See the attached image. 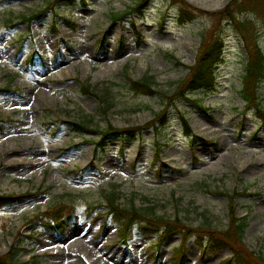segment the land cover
Segmentation results:
<instances>
[{
    "label": "rangeland",
    "instance_id": "rangeland-1",
    "mask_svg": "<svg viewBox=\"0 0 264 264\" xmlns=\"http://www.w3.org/2000/svg\"><path fill=\"white\" fill-rule=\"evenodd\" d=\"M54 1L0 0V195L21 196L0 207V256L11 251L27 264H174L173 251L184 248L180 264H236L227 262L229 248L201 260L197 236L184 246L179 233L158 243L138 222L125 243L106 197L117 195L123 207L153 206L167 219L177 216L179 227L201 231V224L228 225L227 198L211 191L246 189L252 195L237 198L238 214L249 221L246 248L264 257V124L254 110L245 112L239 96L246 48L237 27L223 21L224 60L214 90L188 100L175 90L214 16L183 24L181 5L172 0H148L142 11H129L142 0H87L29 19ZM185 1L211 13L231 0ZM255 10L244 6L239 18L252 21L264 51V10ZM148 75L159 92L133 93L128 79ZM260 94L264 99V81ZM103 99L112 105L107 113ZM165 102L167 124L148 127ZM73 121L89 127L75 130ZM111 124L143 129L96 147V128ZM68 201L78 213L65 231L43 227L42 213ZM74 226L80 231L69 234Z\"/></svg>",
    "mask_w": 264,
    "mask_h": 264
},
{
    "label": "trees",
    "instance_id": "trees-1",
    "mask_svg": "<svg viewBox=\"0 0 264 264\" xmlns=\"http://www.w3.org/2000/svg\"><path fill=\"white\" fill-rule=\"evenodd\" d=\"M87 0H55L41 10L37 15L30 18L43 16L48 11H54L56 4L85 5ZM148 0H142L135 7L130 8L135 11H142L147 5ZM173 4L181 5L179 10V19L181 23L191 22L198 17V14H210L216 18V23L208 30L201 34V45L198 49V54L193 65L189 66L187 76L178 82L175 93L176 96H182L185 99H190L188 94H193L198 91H213L218 82L217 72L220 64L224 60V38L223 32L226 29L223 21L232 23L240 31L246 48V65L244 70L242 89L239 96L245 104V112L254 110L255 116L260 122L264 124V99L260 94L261 83L264 81V51L259 45L257 38L254 36L252 29V21L250 19L243 20L239 18V13L243 7L252 6L256 12L262 13L264 10V0H231L223 10L216 12H207L202 9L193 7L185 0H172ZM126 14V13H125ZM123 14H115L113 19H121ZM157 83L153 76H144L141 79H128V86L135 94L154 95L159 92L156 89ZM81 87L85 93L95 94L93 87L89 83H81ZM3 91H6L2 89ZM174 93V94H175ZM173 94V95H174ZM100 97V96H99ZM172 99V95L169 97ZM101 101V98H100ZM104 113H107L111 108V103H107L105 99L102 100ZM171 104L167 105L165 102L158 118L152 123L148 124L152 128H159L168 122V114ZM185 120V127L187 134H189L188 120ZM75 130L85 131L88 129L87 122L73 121ZM143 128H118L116 126L108 125L106 128H96L100 139L96 141L95 145L98 148H106L107 141L115 136L134 138L135 134H139ZM247 190L239 191L234 189L231 192L226 191H211L221 194L227 198L228 201V225L225 229H217L212 227L209 223L201 224V231L190 230L188 227L178 223L180 219L176 216L174 220L158 215L153 206L136 207L130 204L123 207L119 203L118 196L110 193L107 198L109 208V216L116 223L121 225L120 238L125 242H129L133 236V229L135 223L140 224V231L143 234L155 233L157 242L161 243L164 239L179 233L181 236L180 245L184 246L185 242L192 236H197L198 246L201 248L200 259L204 260L206 255L211 252H216L222 248H229L232 255L227 259V262H235L236 264H264V257L255 252L249 251L246 248L245 235L249 226L248 216H240L238 214L237 198L240 195L248 194ZM20 195L4 196L0 195V207L10 204L14 199H19ZM77 213L76 205L73 201L61 202L55 206H51L42 213V226L49 230L65 231L69 222L75 217ZM11 251L3 256L0 260L5 264H27L18 263L17 259H12ZM7 258V260H6ZM174 264L184 263L186 260V251L184 248H177L173 254Z\"/></svg>",
    "mask_w": 264,
    "mask_h": 264
},
{
    "label": "bare ground",
    "instance_id": "bare-ground-1",
    "mask_svg": "<svg viewBox=\"0 0 264 264\" xmlns=\"http://www.w3.org/2000/svg\"><path fill=\"white\" fill-rule=\"evenodd\" d=\"M77 231H80V228H79V226H74L70 231H69V234H72V233H75V232H77ZM53 240V238H51V237H48V238H45L43 241H44V243H49V242H51ZM75 245H83V244H79V243H76ZM71 250H72V248H71ZM55 253V252H54Z\"/></svg>",
    "mask_w": 264,
    "mask_h": 264
}]
</instances>
